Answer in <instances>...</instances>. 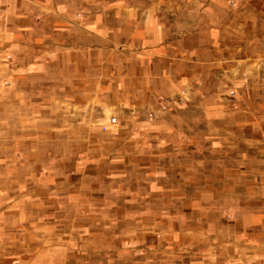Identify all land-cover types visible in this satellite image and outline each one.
Here are the masks:
<instances>
[{
  "label": "rangeland",
  "instance_id": "374dc122",
  "mask_svg": "<svg viewBox=\"0 0 264 264\" xmlns=\"http://www.w3.org/2000/svg\"><path fill=\"white\" fill-rule=\"evenodd\" d=\"M113 1L0 0V264H264V0L214 1L212 35L202 0L185 92L153 66L133 112L126 51L62 28Z\"/></svg>",
  "mask_w": 264,
  "mask_h": 264
},
{
  "label": "crops",
  "instance_id": "0c3cea01",
  "mask_svg": "<svg viewBox=\"0 0 264 264\" xmlns=\"http://www.w3.org/2000/svg\"><path fill=\"white\" fill-rule=\"evenodd\" d=\"M114 1L109 8L87 16L86 27H62L65 31L75 28L92 36L87 43L88 48L99 50L102 42H108L110 49L126 51L123 61L116 59L112 61L114 67H121L119 81L123 83V85L120 84L123 86V92L112 88L109 93L116 99L113 103L114 107L125 106L126 112H133L134 103L137 107L141 106L142 104L133 101V90L140 91L141 97L148 96V91L152 96L154 91L150 89L151 80L149 77H152L153 66L156 67V72L153 75L161 76L158 82L167 83L164 85L167 87V91L175 90L178 97H181L182 92H185L182 87L191 82V75L187 71L189 64L186 66V61L195 60L194 55L197 49L196 17L198 11L201 10L199 7L202 5V0L183 1L184 5L181 10L176 6L177 4L179 6L182 0H148L149 4L144 6H137L127 1ZM214 1L223 0H204L203 10H201L210 21L208 32L211 35L213 34L211 22ZM78 45L77 48H79ZM134 50L137 51L135 58L132 57ZM164 68L168 69V73H165ZM163 91L164 93L160 95L164 97L166 95L165 88ZM76 96V98L84 99L92 97L93 93L92 91H78ZM203 256L209 260L212 259L211 254ZM204 264L212 263L206 260Z\"/></svg>",
  "mask_w": 264,
  "mask_h": 264
}]
</instances>
